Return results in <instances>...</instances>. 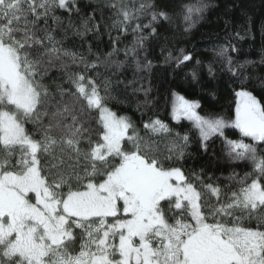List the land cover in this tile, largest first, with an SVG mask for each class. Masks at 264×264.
<instances>
[{
  "label": "snow or ice",
  "instance_id": "1",
  "mask_svg": "<svg viewBox=\"0 0 264 264\" xmlns=\"http://www.w3.org/2000/svg\"><path fill=\"white\" fill-rule=\"evenodd\" d=\"M106 7L113 10L105 27L114 46L105 61L119 52L113 30L126 33L135 23L132 31L141 35L124 50L135 58L143 30L154 35V25L170 19L150 0L138 6L113 0ZM203 8L184 5V20ZM58 12L73 27L78 0H0V264H264V153L256 147L264 144V103L244 80L231 119L201 115L199 102L173 93L172 119L190 121L205 151L221 137L226 157L252 168L242 178L230 176L234 185L222 186L203 171L186 174L178 164L192 129L174 132L157 118L144 122L141 135L118 115L109 106L111 80L88 75H100L101 57L89 62L64 46L56 35L67 33ZM145 15L150 19L142 24ZM100 30L87 16L76 34ZM192 59L183 49L165 58L177 67ZM114 63L119 68L124 61ZM151 67L136 60L137 71ZM227 128L255 143L227 138ZM159 138L167 140L163 150Z\"/></svg>",
  "mask_w": 264,
  "mask_h": 264
},
{
  "label": "trees",
  "instance_id": "2",
  "mask_svg": "<svg viewBox=\"0 0 264 264\" xmlns=\"http://www.w3.org/2000/svg\"><path fill=\"white\" fill-rule=\"evenodd\" d=\"M113 0H78L80 12L71 15L73 27H69V17L58 12L63 20V29H57L56 35L63 37L64 46L83 54L89 62L101 57L98 66L100 75L93 70L88 75L96 77L97 82L105 78L111 80L112 96L109 106L118 115L127 116L144 135L143 124L150 119H160L167 123L174 132L183 134L192 129L186 119L176 122L171 116L173 93L183 95L188 100L197 101L201 114H220L234 118L240 81L244 80L246 90L252 92L261 103H264V0H150L154 10H162L170 19H161L154 26L156 33L150 35V29H144L146 37L142 47L137 49L135 58L125 57L124 50L132 48L139 32H133L135 23L129 25L126 33L112 31V36L119 35L115 45L119 52L105 61V54L113 48L109 38V29L105 25L112 22L113 10L106 7ZM128 2V0H125ZM140 0H136L137 6ZM186 4L203 5V11L193 16V21H185L183 6ZM94 16L101 23L100 33L89 32L83 36L76 34L82 19ZM150 19L145 15L140 23ZM51 23V21H50ZM191 25V26H189ZM83 31V29H80ZM91 48V53L89 52ZM227 48L226 56L218 53ZM183 49L193 59L177 67L175 60L167 61L169 53L173 57L180 55ZM235 49V50H233ZM227 58L232 61L231 67L237 72L229 71ZM136 60L143 66L151 61V69L137 71ZM124 61L117 68L114 62ZM199 62V63H198ZM243 65V67H241ZM211 68V72L209 69ZM83 66H73L71 71H82ZM196 73L193 78L192 73ZM53 76H59L53 71ZM145 89H148L145 95ZM190 143L185 149L186 155L178 166L186 174L203 171L205 177L211 176L223 185H234L235 180L228 178L234 173L242 178L252 168L247 161L229 160L225 155L223 138L213 137L208 143L207 151L201 147L198 132H189ZM229 139H244L246 143H255L250 138H242L238 129H225ZM160 139V148L167 142ZM258 152L264 153V144L256 143Z\"/></svg>",
  "mask_w": 264,
  "mask_h": 264
},
{
  "label": "rangeland",
  "instance_id": "3",
  "mask_svg": "<svg viewBox=\"0 0 264 264\" xmlns=\"http://www.w3.org/2000/svg\"><path fill=\"white\" fill-rule=\"evenodd\" d=\"M190 101H193V100H190ZM243 138V137H242Z\"/></svg>",
  "mask_w": 264,
  "mask_h": 264
}]
</instances>
